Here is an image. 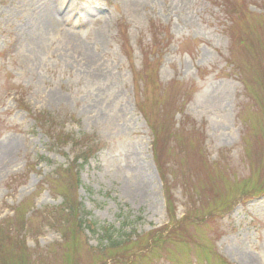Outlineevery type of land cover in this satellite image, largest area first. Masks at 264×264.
<instances>
[{
	"label": "rangeland",
	"instance_id": "rangeland-1",
	"mask_svg": "<svg viewBox=\"0 0 264 264\" xmlns=\"http://www.w3.org/2000/svg\"><path fill=\"white\" fill-rule=\"evenodd\" d=\"M0 264H264V0H0Z\"/></svg>",
	"mask_w": 264,
	"mask_h": 264
},
{
	"label": "trees",
	"instance_id": "trees-1",
	"mask_svg": "<svg viewBox=\"0 0 264 264\" xmlns=\"http://www.w3.org/2000/svg\"><path fill=\"white\" fill-rule=\"evenodd\" d=\"M91 151L90 148H85L83 151H81L80 155L77 157V159H82L83 161H86L88 157V153ZM71 208H75L72 204L65 210L67 212L72 211ZM78 226L80 228L88 229L92 233H98L102 235L103 239L105 240L106 244L105 246H110L111 248L118 247L120 244V239H118V232L117 230L112 226H99L96 222H93L87 218V213H81V215L78 217Z\"/></svg>",
	"mask_w": 264,
	"mask_h": 264
},
{
	"label": "bare ground",
	"instance_id": "bare-ground-1",
	"mask_svg": "<svg viewBox=\"0 0 264 264\" xmlns=\"http://www.w3.org/2000/svg\"><path fill=\"white\" fill-rule=\"evenodd\" d=\"M61 8H62V5H61L60 2L57 3V4H55L54 6H52V8L48 11L49 21H51V22H54V21L57 22V19L54 17V15H55V12H57V11H58V13L61 12V10H60ZM61 17H62V14H61ZM11 145H12V142H11ZM11 148H12V146L8 145L7 150L5 149V151H7L6 152L7 153V157H8V155H10L12 153V149Z\"/></svg>",
	"mask_w": 264,
	"mask_h": 264
}]
</instances>
